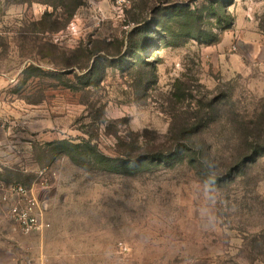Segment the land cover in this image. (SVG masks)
<instances>
[{"label": "rangeland", "instance_id": "rangeland-1", "mask_svg": "<svg viewBox=\"0 0 264 264\" xmlns=\"http://www.w3.org/2000/svg\"><path fill=\"white\" fill-rule=\"evenodd\" d=\"M61 2L0 0V181L31 187L51 223L22 233L0 189V264H264V157L216 185L118 162L214 102L208 142L225 165L241 153L229 118L264 111V0H85L51 31Z\"/></svg>", "mask_w": 264, "mask_h": 264}, {"label": "trees", "instance_id": "trees-1", "mask_svg": "<svg viewBox=\"0 0 264 264\" xmlns=\"http://www.w3.org/2000/svg\"><path fill=\"white\" fill-rule=\"evenodd\" d=\"M218 2L219 0H213V3H215L213 7H216ZM84 3L85 0H63L60 6L64 10L62 17H66L62 18L64 19V23L60 20L51 21L53 14L47 12L42 17L40 24L51 31H61L68 26L75 11ZM53 5L55 6V4ZM175 10L179 11V7H176ZM189 13L198 20V11L196 9L191 10ZM232 24L233 22H230L228 27H231ZM101 50L104 49L91 50L87 57L93 60L97 52ZM103 57L97 56L94 60V65L90 66L91 69L84 74L88 78L87 86L96 85V82L91 79V75L94 74L96 64L100 59H104ZM105 72L106 68L101 66L98 74L100 80L104 79ZM208 109L213 115H216L215 113L218 112L216 102L211 103ZM211 113L208 114V117L206 115V118L204 116L194 123L185 124L182 138H173V142L169 146L162 144V147L159 148L160 145H140L138 154H133V151L130 150L127 160H118V162L128 169L143 166L148 170L154 169L161 164L166 167L188 164L204 182L216 185L219 182L234 178L238 172L258 161L259 158L264 157V111H262L259 120H246L237 112H230L231 129L240 134V137L243 139V146L240 149L241 153L234 157V160L229 165L221 163L213 144L209 143L208 138H206V131L214 120V116L212 117ZM64 145L74 149L80 148L69 141H59L56 143L55 148L61 150Z\"/></svg>", "mask_w": 264, "mask_h": 264}, {"label": "built area", "instance_id": "built-area-1", "mask_svg": "<svg viewBox=\"0 0 264 264\" xmlns=\"http://www.w3.org/2000/svg\"><path fill=\"white\" fill-rule=\"evenodd\" d=\"M129 0H117L127 3ZM3 200L9 204L8 213L18 229L24 234L40 232L51 227L47 220L48 202L38 196L34 190L22 183L7 184L0 181Z\"/></svg>", "mask_w": 264, "mask_h": 264}, {"label": "crops", "instance_id": "crops-1", "mask_svg": "<svg viewBox=\"0 0 264 264\" xmlns=\"http://www.w3.org/2000/svg\"><path fill=\"white\" fill-rule=\"evenodd\" d=\"M47 219H48V215H47ZM47 229H49V228H47ZM47 229H45V230H47ZM45 230H43V231H40V232H34V233H31V234H35V233H38V234H40V233H43Z\"/></svg>", "mask_w": 264, "mask_h": 264}]
</instances>
